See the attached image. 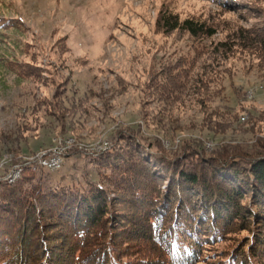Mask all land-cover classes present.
<instances>
[{
  "label": "rangeland",
  "instance_id": "rangeland-1",
  "mask_svg": "<svg viewBox=\"0 0 264 264\" xmlns=\"http://www.w3.org/2000/svg\"><path fill=\"white\" fill-rule=\"evenodd\" d=\"M170 16L214 34L169 31L163 19ZM147 143L178 160L188 150L205 160L264 150V0H0V180L13 184L37 166L47 184L93 183L104 204L98 223L82 229L86 240L101 243L91 247L112 241L130 264L154 262L164 255L146 222L167 203L152 202L144 215L125 187L105 177L104 155L122 145L128 180L153 178L163 198L167 191L176 197L168 215L180 205L199 223L197 264L248 261L253 253L264 260L263 195L244 189L230 203L217 202L216 212L203 202L210 192L178 204L185 186L155 178L161 173L150 170L139 145ZM57 155L58 166L41 168ZM163 163L173 169L188 161ZM29 186L0 187V217L13 216L33 233L25 251L38 253L43 235L52 249L59 238L67 245L70 231L55 221L61 211L46 209Z\"/></svg>",
  "mask_w": 264,
  "mask_h": 264
},
{
  "label": "trees",
  "instance_id": "trees-1",
  "mask_svg": "<svg viewBox=\"0 0 264 264\" xmlns=\"http://www.w3.org/2000/svg\"><path fill=\"white\" fill-rule=\"evenodd\" d=\"M163 23L167 25L169 31L183 30L192 36H197L199 34L211 36L214 34L212 30H206L203 24L194 23L191 20L179 22L176 17L170 16L163 19ZM139 145L146 151L143 157L150 160L149 163L152 165L150 170L161 173L159 177L154 175L155 178L168 177V181L172 179L173 182L185 186L184 191H181L182 189H177L176 193L179 195L180 199L178 204L187 201L192 203L203 201V199H208L209 194L207 192H210L213 196L208 202H203L208 204L207 206H209L212 211L216 212L219 209V206L217 207V202H221V204L230 203V200L234 201V198H237V196H243L244 193H242V191L244 189H248L254 193H261L264 197V150L256 153L254 158L235 155L215 156L207 160L196 152L197 150H188L183 154L184 158L178 160L175 159L176 157H174V159L165 158L158 149L149 145V143L146 145ZM126 151L127 150L120 145L112 149L108 154L109 156L104 155V157H106L104 163L110 164V169L106 171L105 177H113L121 187H125L127 191L132 194L135 201L138 202V206L144 215H146L147 210H150L149 205L152 204V202L160 203L163 199L162 202L167 203L166 205L158 207L157 211L154 212L155 214H153L155 218L149 217L146 222L148 225L146 228L151 227V230L153 229V235L151 234L150 236L151 240L154 245L162 248L161 250L164 255L162 259L156 258L154 262L151 260L147 264H197L198 261L196 257L201 251L200 243L203 237L201 236L199 223L196 221L189 222L188 220H190V218L185 215L180 205H178L179 207H177L173 216H170V214L168 215L166 211L168 204L175 202L176 197H170L173 194L167 191L168 195L164 194L163 198V195L159 192L157 193L156 189L150 184L153 178L149 180V182L145 179L142 180L141 178L143 177L137 176L133 182L129 181L128 179H130L131 176L130 170L125 169L126 163L128 162L125 159L123 160ZM110 155H114V158L110 157ZM98 160L99 159H97V161ZM183 160L188 161V163L176 165ZM163 162L166 163V165L176 166L173 169H169L161 165ZM199 162L204 163L200 165ZM145 166L147 168V163H145ZM35 168L38 167L35 166ZM36 171L30 172L28 168H24L23 174L16 182L9 185L1 179L0 187L14 189V187L20 183L30 182L31 186L29 187L38 190L40 194L39 202L46 209L49 211H51L52 208L56 209V214L61 211V213L59 212V216L55 215V221L59 227L64 226L70 231L63 236L68 244L61 246V241L64 240L59 238L61 240L60 247L52 249V247L46 243V239L43 238L45 235H43L42 240L38 237L41 244V250L38 253L33 252L30 248L25 251L24 248L27 246L29 240H31L30 237L33 233L29 235L25 226L20 225V227L13 216H2L0 217V226L3 225L8 233L4 232L5 234L1 235L2 233L0 230L1 259L5 256L8 257L12 255L13 262L9 260V264H130L126 259V257L130 255L123 254L118 249L119 247L112 241L105 243V247L98 251L99 248L97 249V247H100L101 243L93 244L94 242L92 243V240L88 241L86 240L87 238H85L86 232H83V230H85L88 225L92 227L96 225L103 214L102 204H104V202L102 200L100 188L88 181H84V184L80 182L78 186L74 183L62 185V181L47 184L45 178L48 176V173ZM169 184L172 188L171 181H169ZM216 189H218L219 192H222L220 189H227V192L218 194ZM2 198L0 197V213L4 211L5 207L3 204L5 200ZM82 208L84 212H81L83 211ZM71 211L73 213H71ZM158 223L162 226H166L165 229L162 230V228H158ZM97 235L98 233L95 236ZM38 236H40V234ZM95 240L97 243L98 239ZM90 244H93V247H97L93 248ZM30 245L29 243V246ZM68 245L71 246L70 250L67 248ZM0 264H2L1 261ZM218 264H264V260L256 253H253L251 254V259L248 261L244 259L238 261L236 257H227L225 260L219 261Z\"/></svg>",
  "mask_w": 264,
  "mask_h": 264
},
{
  "label": "built area",
  "instance_id": "built-area-1",
  "mask_svg": "<svg viewBox=\"0 0 264 264\" xmlns=\"http://www.w3.org/2000/svg\"><path fill=\"white\" fill-rule=\"evenodd\" d=\"M58 156H60V155H57V157H54V158H52L49 161L48 160H44L42 168H44V167L54 168L55 166H58V163H56L57 160H60V158ZM31 169L33 171L37 170V168H35V166H33V167L31 166ZM5 181H8V179H5Z\"/></svg>",
  "mask_w": 264,
  "mask_h": 264
},
{
  "label": "bare ground",
  "instance_id": "bare-ground-1",
  "mask_svg": "<svg viewBox=\"0 0 264 264\" xmlns=\"http://www.w3.org/2000/svg\"><path fill=\"white\" fill-rule=\"evenodd\" d=\"M38 160V159H37ZM40 160V159H39ZM35 164V163H34ZM37 165V164H36ZM39 165V164H38ZM40 167V166H39ZM43 167V163H42V165H41V168ZM19 177V176H18Z\"/></svg>",
  "mask_w": 264,
  "mask_h": 264
}]
</instances>
